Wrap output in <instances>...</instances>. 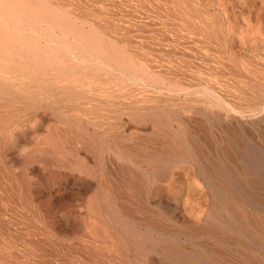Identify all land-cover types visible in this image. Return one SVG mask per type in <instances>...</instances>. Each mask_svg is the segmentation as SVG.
I'll list each match as a JSON object with an SVG mask.
<instances>
[{
	"label": "bare ground",
	"instance_id": "6f19581e",
	"mask_svg": "<svg viewBox=\"0 0 264 264\" xmlns=\"http://www.w3.org/2000/svg\"><path fill=\"white\" fill-rule=\"evenodd\" d=\"M7 1L0 0V4H5L6 2L7 4L16 6L18 9L21 6H26V0ZM41 3L48 5L46 2ZM25 6L21 9L22 11L23 8L25 9L23 13L27 14V11L28 14L31 13L34 17L36 14L38 16L41 15L39 12L33 11V8L31 10L33 12H31ZM21 10L19 11L22 12ZM42 13L48 17V14ZM7 16L10 17V15ZM46 17L42 19L49 22V19H46ZM3 18L5 20V16ZM13 18L14 21L15 16ZM39 18L36 16V19L40 20ZM50 23L53 24V22ZM32 27L34 31L36 26ZM3 30L5 28L0 26V31ZM36 30L34 34L33 31L31 32L34 36H36ZM9 31L7 34H9ZM49 40L44 45L41 43H31L32 47L28 51L33 53L31 55L33 58H30L31 62L28 65L31 68L32 76L29 75L28 70L26 72L29 74L26 72L22 73V71L21 73L13 74L16 71L20 72V69L22 70V64L15 62V57H17L15 54L22 55L23 51L20 53L21 48H17L15 44L13 46V43L0 44V51H2V53L0 52L2 54L0 55V93L2 96H0L5 99L7 98L9 101H14L11 112L14 110L16 112V109L18 110L17 114H10L11 116H8L7 120L4 119L7 117V114L6 116L2 115L1 117L4 116V118L1 121H8L5 124L10 131L21 128L19 131H23V136L31 138L34 141L33 146L36 144L34 147L31 145L33 149L31 147L30 159L25 158L26 164L29 163V160L33 159L34 161L39 160L40 163H48L47 165L50 166V159L53 158L50 154H54V150L51 148L53 151L49 150L50 152H48V149L57 146L55 150H59L60 147L59 143L56 144L57 141L53 136L60 130L64 132L66 130L65 127L68 125L71 128L73 126L79 128L78 125H82L86 127H84L86 130L93 129V133L101 134L102 136H99L102 138L98 136L99 143L97 141L98 144L96 145L100 157L104 156V150L107 149L103 144L104 140L113 139V144L109 145L111 154H109L110 164L106 161L110 168L107 166V171L104 167H101L100 172L95 174L91 172V175L94 177L99 175L96 183L98 190L93 189L94 194V191H96V196L92 193V197L90 195L92 199L90 201L86 199L89 201V203H86L88 204L87 207L85 208V204L83 211L82 209L80 210V207V212L74 214L73 221L68 217L71 214L70 211L69 214L67 213L68 215L63 214V212L62 214L59 213L61 217L59 215L60 219L58 221L63 222L66 232L57 227V222L49 220L50 222L46 224V227L51 236L59 238L65 232V236L76 237L83 244L81 245L83 248L96 252L95 255H101L102 259L101 257L97 258L99 264H264V43H163L164 45L160 43L163 45H161L162 47L167 46L166 48L164 47L166 53H162L165 51L160 52L158 50L161 61H158L160 58L156 52V59L157 57L159 59H155L156 62L154 64L151 62L152 58L151 61H149V58L145 63L143 61V64H139L134 58L135 56H132L130 50L125 46L126 49L118 47L116 52L114 51L115 49H112V46L103 43H66L65 39V41L62 39L64 43L62 41V43H58L60 41H56L57 43H55L53 39ZM20 44L31 46L28 43ZM160 44L158 43L156 49L160 47ZM149 47L153 48L154 46L150 45ZM162 47L159 49L162 50ZM30 52L26 54L29 56ZM145 52L147 53V51ZM21 58L23 59V57ZM21 58L19 59L21 60ZM102 73L112 75L107 76ZM111 82H114L117 86L118 93H115L111 89L112 85V87L109 85V89L105 86ZM131 83L148 86V88L143 86L145 89L138 92L143 95L144 90L145 92L146 89L150 90L149 87H151L152 91L161 93L156 95L157 93L154 92L153 96H151L152 92L150 91L149 95L151 94V97L136 96L137 91L135 94L129 92V90L127 91ZM97 86L99 90H94ZM132 90L134 89L132 88ZM5 99L1 101L4 102ZM7 99L4 103L2 102V108L4 105L7 107ZM25 100L32 101V105H28L32 109L27 114L21 113L24 112V108L27 106V103H24ZM17 101L18 103L20 102L19 105H17ZM2 108L0 109V114H3L4 109L2 111ZM6 109L8 113L9 109ZM40 111H43V115ZM67 111L74 112H69V114ZM45 114L50 115L57 122L49 121L47 123L48 132L37 134L36 130L46 120ZM13 116L15 117L12 118ZM62 124L64 126L65 124L67 125L64 127ZM74 124L78 125L75 126ZM128 125L130 127L131 125L134 126V130L131 133H128L125 129ZM26 126L31 127L33 130L35 129V132L32 133ZM131 128L129 129L131 130ZM77 129L76 131L80 130ZM147 130L151 131H148V133ZM6 132V128L0 127V134L6 135ZM92 132L90 133L93 134ZM10 134L12 135V132ZM1 136L3 141V135ZM6 138H8L7 135ZM77 138L79 139V137ZM89 139L91 140L90 137ZM69 140L71 141V138ZM5 141L4 136V142L2 144L0 142L1 146ZM70 141L68 142L69 144L71 143ZM94 141H90L91 145ZM76 142L78 141L76 140ZM81 142L84 144L83 141ZM9 143L11 144V141ZM53 143L54 145H52ZM73 143L70 146L74 148ZM94 143L96 144V141ZM111 143L109 142V144ZM47 144L52 146L49 145L47 149ZM21 145L24 147L23 143ZM106 145L108 146L107 143ZM135 145L138 147H134ZM93 146L95 149L96 146L94 144ZM81 149L83 150V148ZM98 152L96 153L97 155ZM48 153H50V159L47 158ZM59 153H57L58 156ZM26 154L23 153V156H27ZM134 154L142 155L144 160L135 157ZM61 156L65 155H60V159ZM66 157L68 156L66 155ZM106 157L108 158V155ZM62 160H60V163ZM25 162L22 161L20 164L24 166ZM65 163L66 166L69 164ZM53 164L55 163L52 162L51 165ZM36 165L41 167V164L37 163ZM69 166L70 169L79 168L78 164L76 162L73 163V161L70 162ZM160 167L161 171H163L162 167H165L166 170L159 173L157 168L160 169ZM51 168L49 167L47 170L51 171L52 179L53 176L54 178L59 177L57 183L61 187L55 188L56 190L54 189L58 191L53 192L54 190L52 191V189L56 186H49L50 183L44 187L45 183L38 181L39 179L34 183L36 186L33 185L35 187L32 188L37 189V194L38 190H41L40 192L48 191L51 198L58 196V199L55 198L58 201H62L64 198L59 200V197L69 192L68 185L62 178L68 174L59 172L58 167V171L55 170L56 168L53 170ZM143 168L145 170H140ZM26 169L25 167V174ZM84 171L82 173L85 175ZM50 173L46 174V176H49ZM51 177L50 181H52ZM73 177H75V182L72 186L75 183H79L78 180H83L84 178L80 172L79 175L73 174ZM107 179L108 181L111 179L115 186V191H112V187V189L110 188L114 192L113 194H115V196L112 194L114 196V198L112 197L113 200L109 197L108 189L106 190V187L108 188L109 186V183L105 182ZM32 180L35 179L33 178ZM30 181L28 180L29 183ZM111 181L109 182L111 183ZM54 183L56 184V182ZM29 185L31 186L32 184ZM88 186L84 188H88ZM89 187H92V185ZM80 188L77 189L80 191ZM30 189L29 193L31 191L32 196L34 193V197L36 198V192ZM77 191L76 193L79 194ZM123 191L126 194H123ZM25 194L27 195L28 192ZM71 194L73 195L74 192H71ZM208 194L212 196L211 199L213 201L211 210H207L206 208L208 202L205 204L206 207L203 205ZM124 197L129 202L137 203H134L135 206H139L136 208H141L144 212L142 214L145 216L146 214H150V217L147 216L135 220L128 219V216L126 217L122 212V209L129 208L127 204L129 202L125 203L124 199H122ZM27 198V200L30 199L29 197ZM83 198H86V196ZM83 198H79V200H83ZM45 199L47 198L45 197ZM71 199L73 200V198ZM48 200L51 199H47L46 203ZM72 200H70L71 203H74ZM53 203L55 204V199ZM49 205L51 206V204ZM80 205L81 202L79 201ZM129 205L130 207L133 206L132 203ZM54 208L51 207V209ZM157 208L166 211V216L167 212L172 213L177 224L180 222L179 216L181 217V215H179V212L181 213V211L179 210L181 208H183L184 214L182 215L184 217H188V219L189 217L194 218L208 224L209 228L208 226L204 227L205 229L208 228L207 232L205 231L208 238L205 237L206 241L203 238L205 245L200 248L201 246L197 247L184 242L178 243L176 237L174 238L175 235H178V232L175 231L176 233L173 236L172 232L166 231L168 226L169 228L172 226L169 223L175 221H168L166 229H163V222L165 221L164 224L166 225L165 219L168 220L169 218H166V216H161L159 219L154 218L155 215L159 214V211L156 212ZM58 209L57 211L55 210L57 213ZM139 211H136V213H141ZM132 213L134 212L132 211ZM55 215L53 214L54 219ZM151 215H153V218H151ZM43 216L45 219L44 214ZM136 216L140 215L137 214ZM161 220L164 221L161 222ZM177 224L175 227L178 226ZM181 227L183 229V226L180 225ZM190 231L193 233L192 230ZM38 234L35 237H42L43 239V236H38ZM195 234L196 232H194L193 236ZM65 236L63 238L60 237L64 242H66L64 240ZM32 237L28 238L31 239ZM35 237L32 240H35ZM71 238L67 239L68 242ZM61 240L59 243H61ZM44 241H47V239ZM74 242L77 243L76 240ZM42 245L45 247L44 243ZM26 247L28 248L29 245ZM63 247L68 249L66 244ZM77 247H74V251H76ZM70 248L72 249V247ZM47 249V252L45 249L42 252L50 253ZM29 250L31 249L29 248ZM31 252L35 254L34 250H31ZM64 252L62 251L61 254H66ZM88 252L90 253V251ZM90 255L93 256L92 252ZM37 256L34 255V257ZM75 256L77 257V255ZM65 258L68 260V256ZM88 258L92 260L93 257ZM49 259L51 258L49 257ZM77 259L81 258L78 257ZM82 259L84 260V258ZM42 261L46 262V260ZM78 261L80 262V260ZM93 263L95 264L96 261ZM53 264H55V260Z\"/></svg>",
	"mask_w": 264,
	"mask_h": 264
},
{
	"label": "rangeland",
	"instance_id": "374dc122",
	"mask_svg": "<svg viewBox=\"0 0 264 264\" xmlns=\"http://www.w3.org/2000/svg\"><path fill=\"white\" fill-rule=\"evenodd\" d=\"M35 2H37L38 5L35 4ZM35 2H34V0H26V2H25L26 6L25 5L24 6H25V8L27 7V9L29 8L30 11L33 8V11L39 12L41 14V15H39L40 18L38 16V14H36V16L40 20L42 18L44 19L46 17L42 13V12H45L46 15L48 14V17H46V19H49V22L46 20H43V19L40 22V20L36 19V16L34 17V15L31 13L28 14L27 11H26L27 14L23 13V12H25L24 11L25 9L23 8V11L21 9L24 6L20 5L21 8L18 9L16 6L11 5L9 3L7 4L6 2H5V4L4 3H1L2 5L0 4V21H1L0 26L5 28V30L0 31L1 32L0 44L1 43H3V44L4 43H13V46L16 45L17 48H21L20 53H22V51H23L22 55L18 54V53L15 54L17 56V57H15L16 58L15 62H17V64H22V66H23V67H21L22 70L20 69V72L16 71L13 74L21 73V71L23 73V72H26L28 70L30 74L27 72L26 73L31 75L32 71L30 70L31 68L28 65V63L31 62L30 60L33 58V56H31L33 53L28 51L29 48L32 47L31 43H39V44L41 43L42 45H44L45 43H48L50 41L49 39H53V41H55V43H57L58 41H60L58 43H62V42L64 43L65 40H66L65 41L66 43H103L105 45L108 44V45L112 46V49H115L114 51H116V49L118 47L120 49H122L125 46L126 48H128V50H130V52L132 53L131 55L135 56L134 58L137 60V62H139V64H141L143 61H144L143 63H145V61L149 58H150L149 61H151V58H152V61H151L152 64H154L156 62V60H158L159 58L160 59L158 61H161V56L159 54L162 51H165L162 53H166L165 48L167 46L166 47L164 46L165 48L162 47L166 43H264V0H44V1L43 0L42 1L36 0ZM41 2H46L48 5H46L45 3L42 4ZM39 3L42 4V6H40ZM11 6H12V11H11ZM13 7H15L17 9H15ZM19 10H21L22 12H20ZM33 11H31V12H33ZM20 13H21V15H20ZM7 15H10L11 18ZM30 15H32V16H30ZM3 16H5L6 21L4 20ZM13 16H15L14 21H13V19H14ZM6 17L8 18L9 21L7 20ZM20 17L23 19H21ZM10 19H11V22H10ZM19 20H20V22H19ZM190 20H192V21L190 22ZM50 22H53V24H51ZM32 26H34V27L36 26L35 30L37 28V30H36L37 32L35 33L36 36L33 35L35 30L33 31ZM9 29H10V31H9ZM8 31H9L10 35L7 34ZM32 31H33V34L31 33ZM62 39L63 40L65 39V40L63 41ZM20 43H28L31 46L21 45ZM158 43L159 44L164 43L163 45L160 44V47H159L160 49L162 47L164 50L163 49L160 50L159 48L156 49V47L158 46ZM149 44L152 45V47L153 46L154 47L153 48L149 47L150 46ZM19 45H20V47H19ZM148 50H149V52H148ZM150 50L152 52L151 54H150ZM145 51H147V53ZM0 52L2 53V51H0ZM27 52L28 53L30 52V54H29L30 57L28 56V54H26ZM155 53L158 55L159 58L157 57V59H156L157 55H155ZM0 55H2V54H0ZM152 56H154L155 58ZM21 57H23V59H25V60H23ZM19 58H21V60ZM26 59H27V61H26ZM102 74L107 75V76L112 75V74L108 75L105 73H102ZM102 81H104V80H102ZM111 83H108L105 86L109 89L110 86L112 85L113 87L111 86L112 87L111 89H113L115 93H118L119 90L116 89L117 86L115 85V83L114 82H111ZM130 85H132V86H130ZM130 85L128 87H130L131 89L129 88V89H127V91L129 90V92H132L134 94L137 91L135 94L136 96H139V95L140 96H150L151 94H152L151 96H153L154 92L157 93L154 90L152 91L151 87H149L150 90L148 91V89H146V92L144 90V95H143V94L138 93V92H140L141 90H143L145 88H148V86L146 87L143 84L141 85V84H135V83H131ZM143 86H145V88H143ZM132 88L134 90H132ZM97 89H98V86L94 90H97ZM149 92L151 93L150 95H149ZM137 93H138V95H137ZM160 93L158 92L156 95H159ZM0 95L2 96L1 93H0ZM156 95L154 94V96H156ZM1 96H0V99L2 98ZM2 99H5V98L3 97ZM6 99L4 100V102L6 101ZM1 100H0V109L2 108L1 105H3V103H4ZM8 101L9 100L7 99V102H6L7 107H5V105H4V107L2 108V111L4 109V111L2 112L3 114H0V117L2 115L6 116V114H7V117L4 118V116H3L0 118V122H1L0 127H3L4 129L6 128V130H7L6 135L8 138L10 137L8 139V138H6L5 134H0L1 144L4 142V136L6 139V141H5L6 144L5 143L3 144L4 147H3V145L1 146V144H0V148H1L0 149V157L2 156L1 157L2 160L0 158V178H1L0 179V264H19L20 262H21L20 264H40V263L41 264H53L54 260H55V264H64V263H66V264H78V263L82 264L83 263L84 264L86 262H88L86 264H92L95 261H96L95 264H97V263L99 264V262H97V260L99 259V257H101V255H95L96 252H93L91 250H87L86 248H83L81 246L83 244L80 242V240H77L76 237L71 238L70 235H69L70 237L68 235L65 236L66 227L63 224V222H61V221L59 222L58 220L60 219V217H61L60 214H62V212H63V214L65 213V215H68L71 212V214L68 215V217L70 220L73 221L74 214L80 212L79 208L81 207L80 210L82 209V211H83L87 207L88 204H86V203H89L90 199H92L91 194L93 193V189L98 190V187H97L98 185L96 186V183H97V178L99 175H97V177H94L91 175V172H93V174L98 173V172H100L101 167H104L105 170L108 171V167L110 168V166H108V164H110L109 159H110V155H111L109 145L113 144V139H109V140L106 139V141L104 140L103 144H104L105 148H107V149L104 150L105 151L104 152L105 154H103L104 156L100 157L96 145L99 143L97 138L99 135L102 136L101 134L96 133V132L93 133L92 132L93 129L92 130H86V129H84L85 126L83 127L82 125L80 126L78 124L77 125L79 126V128L74 127V126L71 128V127H69V125L66 126L67 124H65V126H66L65 127L63 125L64 123L62 122L63 123L62 125L69 132L68 131L66 132V130L64 132H63V130L62 131L60 130L59 132H57L58 135L60 136L59 137L56 133V135L58 136L59 139L54 134L53 137H55V139L57 141L56 144L59 143V146H60L59 150H55V149H57V146H53L55 148L50 147L48 149L50 144L46 145L48 152H50V151L52 152L54 150L53 151L54 154L48 153V155H47V158H49V159H50V155H51V157H53L50 159L51 160V162L49 163L50 166L47 165L48 163L47 164L43 163V162L40 163L39 160L34 161L33 159L29 160V163L26 164L25 158L30 159V157H29V154L31 153L30 151H32L33 147L36 146V144L33 146L34 141L31 138L23 136V131H21V130L19 131V129H21V128H19L18 130L15 129L16 131L15 130L10 131L9 129H7L5 123H7L8 121L7 122H4V121L7 120L8 116L10 117L13 113L17 114V111H18L16 109V112H15V110L11 112V110H12L11 108L14 104V101L12 100L13 101L12 105H11L12 101L11 100H10L11 102L10 101L8 102ZM17 103H18V101H17ZM19 103L17 105H19ZM24 103H27V106L24 108L25 113L21 112V111L20 112L23 114H27V113H29V110L32 109V108H29V106L32 105V101L31 100H25ZM15 104H16V102H15ZM6 108L9 109L10 113H9V111L7 113ZM69 112L71 113L72 111H67V113H69ZM0 113H1V111H0ZM40 113L43 115V111H40ZM45 116H46L45 122L42 123L41 124L42 126H39L38 129L36 130L37 134H40L42 132H43L42 134H45L46 132H48L47 131V123L49 121L54 122V123L57 122L56 119H54L50 115L45 114ZM14 117L15 116H13L12 118H14ZM3 118L5 120H3V122H2L1 120ZM47 118H49V119L47 120ZM2 123H4V124H2ZM4 125H5V127H4ZM28 125H31V124H28ZM77 125H75V126H77ZM128 126H126L125 129H126V131H128V133H131L134 130L133 129L134 126L131 125V127L133 126L132 128L130 127V125H128ZM82 127H83V129H82ZM27 128L32 133L35 132V129L33 130L31 127H27ZM129 128H131V130ZM76 129L77 130L80 129V130L76 131ZM148 129H150V127H148ZM9 131L12 132V135L10 134ZM148 131L149 130H147V132ZM80 132H82V133H80ZM90 132H92L93 134H91ZM60 133H62L63 135ZM70 133H71V135H70ZM72 133H74L75 135ZM84 134H85V136H84ZM1 135H3V141H2ZM86 135H88V136H86ZM63 136H65V137H63ZM17 137H18V139H17ZM67 137H69V138H67ZM77 137H79V139ZM89 137L91 138V140L89 139ZM146 137H148V136H146ZM64 138L68 141L66 142V140ZM70 138H71V141L69 140ZM73 138H75V139L77 138L76 139L78 141V142H76L77 144L75 143L76 140L74 139L75 140L74 141ZM86 138H88V139H86ZM92 138H93V140H92ZM100 138H102V137H100ZM62 139L65 142V146H64V142ZM94 139L96 141V144L94 143L95 142ZM7 140L9 142L11 141V144ZM89 140L94 141V142H92V145H91V142ZM30 141L31 142L33 141V142L31 143ZM69 141L71 142L70 143L71 145H72V142H74L73 143L74 148H73V146L72 147L70 146V144L68 143ZM81 141H83L84 144H82ZM85 141H86V143H85ZM97 141H98V143H97ZM27 142H29L30 144ZM105 142L108 144V146L106 145ZM109 142H112V143L109 144ZM22 143H23L24 147H22V145H21ZM88 143H89V145H88ZM114 143H115V141H114ZM131 143H133V142H131ZM24 144H26V145H24ZM93 144L96 146L95 149H94ZM6 145L9 148L5 147ZM52 145H54V143ZM52 145H50V146H52ZM66 145L68 148L66 147ZM26 147H28V148L26 149ZM31 147H32V149H31ZM134 147H138V146L135 145ZM51 148L53 150H51ZM81 148H83V150ZM29 149H31V150H29ZM88 149H90V150H88ZM24 150H25V152H23ZM26 150H28V151H26ZM73 150H74V152H73ZM7 151H9V152H7ZM18 151H19V153H17ZM57 151H59L61 153H59ZM97 152H98V155L96 154ZM23 153H25V154L27 153L26 154L27 156H25V155L23 156ZM57 153H59V156ZM81 153H82V155H81ZM18 155H19V157H18ZM60 155H65V156H61V159H60ZM66 155L68 157H66ZM107 155H108V158L106 157ZM134 155H135V157H138V158L144 160V157L142 155H138V154H134ZM140 156H142V157H140ZM63 157H65L64 158L65 161H64ZM81 158H82V160H81ZM96 158H98V159H96ZM106 158H107V160H106ZM60 160H62L61 163H60ZM100 160H102V161H100ZM22 161L25 162L24 166L22 164H20V162L22 163ZM72 161H73V163L76 162L78 164L79 168H76V169L71 168L70 169L69 164ZM106 161H108V164L106 163ZM52 162H54L55 164L51 165ZM65 162L69 163V164H67V166L69 168L66 166ZM100 162L101 163L103 162L104 165H103V163L101 164ZM37 163L39 165L41 164V167L42 166L43 167L41 168L40 166L36 165ZM163 163H165V162H163ZM28 164H29V166H27ZM45 164H46V167L44 168ZM62 164H63V166H62ZM55 165L58 167L59 172L66 173V175L68 174L67 176H64L62 178V180L65 181V183H67V185H68L67 188H68L69 194L65 193L64 195H61L59 197L60 198L59 200H61V198L62 199L64 198L62 201L57 200L58 196H53L55 199V204H54L53 203L54 199H53V197L51 198L48 191L47 192H45V191L40 192L41 190L40 191L38 190V194H37V191H36L37 189L36 188L34 189L32 187L36 186V184H34V183L36 182L37 179H39L38 181L45 183L44 187L48 186L49 183H50L49 186H52V187L56 186L52 189V191L55 188L57 189L58 187H61L57 183V181L59 180V177L57 176L54 178V176H53V179H55L53 181V179L51 177V173H50L51 171L49 172V170H47V169H49V167L51 168L52 166H54L51 168V170L56 168L55 170L58 171L57 167ZM25 167L27 168L26 169L27 175L24 172ZM59 168H61L62 170ZM64 168H66V169H64ZM164 168L162 167L163 171L166 170V168L165 169ZM84 169H86V170L84 171ZM46 170H47V172H46ZM140 170L143 171L145 169L143 168ZM73 171H76V172H73ZM78 171L80 172V174L83 177L86 174H88V175H86V177H84L83 180H78L79 183H75V185H74L75 187H74V186H72L73 183L75 182V180H74L75 177H73V174L79 175ZM83 171H84V173H86L85 175L82 173ZM87 171H89V172H87ZM157 171L159 173L163 172V171H161V167H160V169L157 168ZM72 172H73V174H72ZM48 173H50L49 176L48 175L46 176V174H48ZM107 175H108V173H107ZM48 177H49V179H48ZM50 177H51L53 182L50 181ZM33 178L35 180H32ZM30 179H31V181H30ZM28 180L30 181V183L28 182ZM44 180H46V181H44ZM109 181H111V179H109ZM109 181H108V179L105 180V182L109 183V184L107 183L109 185L108 188L106 187L107 186L106 183H105V185H106L105 187H106V190L108 189L107 191H108L109 197L111 198V200H113L115 194H113L114 192H112V191L115 189L114 188L115 186L112 183L113 181H111V183ZM54 182H56V184ZM92 182H94V183H92ZM51 183H52V185H51ZM29 184H32V185L30 186ZM88 184H89V186L92 185V187H89ZM33 185H35V186H33ZM85 186H88V188H84ZM30 188H32V189H30ZM77 188H80L81 192ZM110 188L112 189V191L110 190ZM29 189L32 191L34 190V192H36V194H37V195L35 194L36 198L34 197L33 192H32L33 196L31 194V191L29 193ZM55 190L53 192L58 191V190L57 191H55ZM76 191L79 192V194H77ZM27 192H28V194L26 195L25 193H27ZM71 192L72 193L74 192V194L72 195ZM85 192H86V194H85ZM94 192H95V194L94 193L93 194H94V196H96V191H94ZM39 194H41V195L38 197ZM48 194H49V196H48ZM123 194H126V192L123 191ZM66 195H68V196L70 195V197H68ZM90 195H91V197H90ZM31 196H32V198H31ZM85 196H86V198H83ZM27 197H29L30 199L27 200L28 199ZM45 197L47 199L50 198L52 201L48 200V202L46 203L47 199H45ZM74 197L76 199V202H75ZM211 197L212 196H210L208 194V196H207V198H205V202L203 204L205 206V204L208 202V204L206 205L207 207L205 206L207 208V210H211L212 206H213V201H212ZM71 198H73V200ZM79 198H83V200L82 199L79 200ZM3 199L5 202L3 201ZM69 199L72 200V202L74 201V203H71V201ZM84 199H85V202H84ZM86 199H89V201ZM122 199H124L125 203L129 202L128 199H126V197H124ZM78 200L81 202L82 206L81 205L79 206ZM63 201H65V202L63 203ZM42 202H44V203H42ZM49 202H51V203H49ZM66 202L67 203L69 202V204H67ZM48 203L51 204V206ZM75 203L78 205L75 206L76 205ZM130 203H132L133 206L130 207V205H129ZM134 203L135 202H129V203H127L129 208L126 207L128 209H125V208L122 209V212L124 213V215L126 217L128 216L127 217L128 219L135 220V219L143 218V217H147V216L150 217V214L145 213L146 216L143 215L144 212L142 211V209L136 208L139 206L138 205L135 206V204H137V203H135V204ZM44 204H47V205H44ZM62 204L66 207H64ZM70 204L71 205L74 204V205L71 206ZM85 204H86V206H85ZM180 204H182V202H180ZM69 205H70V207H69ZM57 206H58V208L59 207L60 208L58 209ZM83 206H85V208H83ZM51 207H55L56 209L55 208L51 209ZM75 207H76V209H75ZM69 208H71V209H69ZM72 208H74V209H72ZM57 209H58V213L56 212ZM157 209L158 210L156 212L159 211V214L157 213L158 215H155L154 218L159 219L161 216H166V211L161 210V209L159 210V208H157ZM53 210L54 211L56 210L55 211V213H57L56 215H55ZM138 210H140L141 213H136V211L138 212ZM132 211L136 214L132 213ZM179 211H181V213L179 212V215H181V217L179 216V219H180L179 224H177V222L175 221L173 214L172 213L170 214V212H167L166 218H169V219L167 220L164 218L166 220V225L164 224L165 221L161 220V222L164 221L163 222L164 225L162 224V226H164L163 229H166V227L168 225V221L169 222L175 221V222H170L171 224L169 223L170 226L172 225L170 228L172 229V227H173V229L171 230L168 226L167 229L168 228L169 229L168 230L166 229V231H168L169 233L172 232L171 234L173 236L176 232H178V235L174 236V238L176 237L178 243L184 242L186 244H192V245L197 246V247L201 246L200 248H202L205 245V242L203 243V238L205 241H206V238H208V235L206 234L207 229L209 228L208 224H205L204 221L195 220L194 218L189 217V219H188V217L187 218L184 217L182 215V214H184L183 208H181ZM41 213H43L45 215V219L43 218L44 216ZM53 214L55 215L54 216L55 219L53 218ZM137 214L140 216H136ZM59 215H60V217H59ZM152 216L153 215H151V218H153ZM46 217H48V218H46ZM131 218H134V219H131ZM183 218L184 219L186 218V219L184 220ZM182 219H183V221H182ZM49 220L57 222L58 223L57 227H59L62 231H65V232H63L64 234L59 236V238L56 236H51V233L48 231L46 224L48 222H50ZM200 222H201V224H200ZM176 224L178 226L175 227ZM180 225L183 226V229H182V227L180 228ZM207 226H208V228L205 229L204 227H207ZM62 227L64 230L62 229ZM177 228H179V229H177ZM185 229L187 232L185 231ZM189 229L192 230L193 233H191V231ZM179 230H181V232H179ZM200 231H202L203 233ZM37 232L40 234H38ZM194 232H196L195 236H193ZM204 232L206 235L204 234ZM32 234H34V235H32ZM37 234H38V236H43V239H42V237L36 238L35 236ZM26 235L28 237H32V236L33 237L30 239ZM64 236H65L64 240H66V242H64L62 239ZM179 236H181V237H179ZM187 236H188V238H187ZM34 237H35V240H32ZM60 237H62V238H60ZM192 237H193V239H192ZM23 238H25V239H23ZM69 238L72 239V240L70 239L72 244L70 241H69L70 243L68 242ZM46 239H47V241H44ZM60 240H61V243H59ZM75 240L77 241V243L74 242ZM182 240H184V241H182ZM192 240H194L195 242ZM24 241H26V242H24ZM34 241H35L36 245L34 244ZM19 243H21V244H19ZM43 243H44L45 247L47 246L46 248L42 245ZM79 243H81V244H79ZM193 243H195V244H193ZM64 244H66V247L68 249L63 247ZM27 245H29L28 248L26 247ZM75 245H77L78 247ZM31 246H32V248H31ZM36 246H37V248H36ZM61 246L63 247L64 250L62 249ZM69 246L72 247V249ZM80 246L82 247L81 250H80ZM74 247H77L76 251H74L75 250ZM29 248L32 251L34 250L35 254H33L31 252V250H29ZM41 248L45 249V251L48 248L47 250L50 251L51 254L50 253H43L44 250L43 249L41 250ZM37 249H39V250H37ZM70 249L73 251H71ZM59 250H61V251H59ZM62 251L63 252L66 251V252H64L66 254L68 253L67 255L64 254L65 257L68 256V260H67V258L64 257L63 254H61ZM88 251H90V253L92 252L93 256L90 255V253ZM71 253L72 254L74 253V254L72 255ZM82 253H84V254H82ZM34 255L35 256L39 255V256L34 257ZM40 255H42V256H40ZM48 255L51 259H49ZM75 255H77V257ZM83 255H84V257H83ZM40 257H42L43 259ZM78 257L81 259H77ZM88 257H93V258L91 260V258H88ZM69 258H70V261H69ZM82 258H84V260ZM37 259H38V261H37ZM41 259L44 261L46 260V262L44 263ZM101 259H102V257H101ZM49 260H51L50 262H52V263H50ZM78 260H80V262ZM81 261H82V263H81Z\"/></svg>",
	"mask_w": 264,
	"mask_h": 264
}]
</instances>
